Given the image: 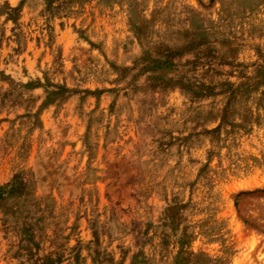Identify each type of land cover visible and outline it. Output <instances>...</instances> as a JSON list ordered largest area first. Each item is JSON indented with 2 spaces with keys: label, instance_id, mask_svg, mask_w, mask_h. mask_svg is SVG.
Listing matches in <instances>:
<instances>
[{
  "label": "rangeland",
  "instance_id": "1",
  "mask_svg": "<svg viewBox=\"0 0 264 264\" xmlns=\"http://www.w3.org/2000/svg\"><path fill=\"white\" fill-rule=\"evenodd\" d=\"M0 264H264V0H0Z\"/></svg>",
  "mask_w": 264,
  "mask_h": 264
}]
</instances>
